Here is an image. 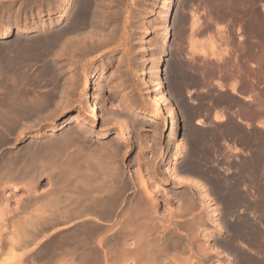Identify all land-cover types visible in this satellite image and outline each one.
Masks as SVG:
<instances>
[{
	"label": "bare ground",
	"instance_id": "obj_1",
	"mask_svg": "<svg viewBox=\"0 0 264 264\" xmlns=\"http://www.w3.org/2000/svg\"><path fill=\"white\" fill-rule=\"evenodd\" d=\"M57 2L58 0H45V4L40 3L39 7L36 6L39 27H32L28 21H25L16 27V31L15 26L9 23L0 29V257L5 252L8 255L5 254L6 259H3L4 255L1 257L5 261L1 260L3 263L0 264H27L26 262L29 260L32 264H205L210 258L208 253L213 250L219 254L223 253L225 258L231 260L233 256L231 258L227 252L225 254L224 251L219 250L224 245L220 244V248L215 250L216 245L211 247L201 244L202 242L196 244V240L200 236H205L202 232L207 230L208 225H217L215 231L217 233L224 231L221 222H217L219 212L216 209L222 206L227 212L232 211L231 208L239 209L240 201L245 197L243 191L239 190V184L242 185L240 176L244 175H239L243 174L241 171L228 176L223 173H214L211 166L209 167L210 161L208 160L209 162L207 161L208 164H206L205 159L211 157L217 150L216 148L218 150L222 148L218 147L222 140L221 136L226 133H234V135L240 133L243 130L241 124L248 127L250 120L247 122L245 119L246 122H243L245 116L242 118V115V119L237 117L235 122L233 120L226 122L227 114L223 113L226 110L218 107V109L214 108L216 110L212 112L214 113L212 120L226 122L222 127L212 128L209 123L206 125L200 117L195 121L202 129L193 133V136L191 135V141L195 148L183 167L189 176L198 175L200 177L199 175H202L203 181L205 178L207 183L208 181L211 183V189L207 190L208 187H205L207 196L210 198L206 194L198 197L208 199L207 202L210 206L215 203L218 206H212L213 211L210 213L211 209L208 208L207 202L198 198L200 201L197 205L196 195L198 194L178 191L177 194L182 201L180 207L184 208H174L171 205L168 206L169 203H167L166 208L161 210L157 193L165 185L178 180L201 187L199 178L197 180L193 179L194 177L189 179L184 175H179L178 170L182 165L179 158L183 155L182 151L186 147L187 135L180 132V108L173 101L172 92L167 89V82L171 85V89L179 94L185 80L199 84L203 81L207 82L206 78L212 79V76L215 79L217 75L218 79L216 78L215 81L212 79V82L216 84L218 90H229L231 96L234 95L247 100V102L252 99L251 97L247 98L249 94L251 96V93L246 96L241 94L242 91H238L241 86H238L237 89V85L241 81H244L246 85L248 81L251 84L249 86L247 82V86L250 87L249 90H252L255 85L253 80H246L247 78L241 80L243 77L238 75L241 78L239 81V77L234 76L236 73L232 71L233 73L231 72L229 76L228 72L231 66L238 67L234 64V62L237 63L235 60L242 56L241 52L239 55L236 54L240 51L236 49L238 46L248 44L250 49L245 48L250 50L248 58L253 55L251 52L255 51L251 47L254 45L255 48L258 46L256 44L259 43V40L261 41L257 38L262 35L264 37V19H261L260 13L257 12L259 0H161L157 13L152 9L149 10V13L152 14H149L151 21H147L151 26L149 32L152 34V37L148 39L149 49L146 48L147 59L151 63V65L149 64V79L144 77V73L147 71L142 67L145 59L143 58L144 60L141 62L140 51L143 35L147 34L148 25L147 22L141 21L143 13L147 9V4H144V1L140 4L135 0L132 2L129 0H64L66 6L62 5L64 2L62 4ZM27 4L31 7L35 4V0H27ZM155 5L156 2L152 4L153 7ZM148 6L150 5L148 4ZM45 7L48 9L45 13L50 19L46 23L43 19ZM4 8L0 12V23L5 22V16H10L13 13V11H9L10 9ZM262 10L264 12V6ZM10 12L11 14H9ZM14 13L9 20L15 21V17H18L16 11ZM4 14L6 15L4 16ZM255 40H257L256 43ZM115 46H120L124 50L121 51L119 59L124 60L122 63L126 64L125 71L136 73L137 71L134 70H138L139 73L136 75L142 82L139 83L143 85L144 93L150 98L153 111L149 114L143 109L135 107L138 102L134 98L135 101L127 102L129 96L126 99L121 96L122 99L119 102L135 118H146V120L158 122L166 117L170 126L167 127L169 128L167 141L171 143L175 140L174 145L170 146L172 151L170 157L166 158L167 161L165 160L164 168L160 172H156L154 166L151 165L149 172L153 176L148 177L147 174L148 178L140 168L142 161L146 159H142L144 148H139L133 158L138 164L137 171L133 175H136V181H132V177L127 179L125 176L123 159L118 157V146L114 144L116 140L113 141L114 143L101 140L111 133L109 129L103 130L99 136L95 137V133L90 130L94 125L86 121V116L82 112L73 117L74 124L66 130L62 123H49L60 118L62 113L74 104L78 87L82 81L81 78L85 77L90 69H93L91 62L85 61L84 58L93 52L95 54L100 49L102 51L111 50ZM240 49L242 50V48ZM102 54L100 53V55ZM115 55L113 53L108 57V63L113 62ZM253 57L250 56L248 59L251 60ZM242 58L247 59L246 57ZM251 61L250 63H252ZM85 62L87 63L84 66ZM131 62L134 67L130 66ZM120 65L119 63V67ZM117 70L115 72L122 70L123 73L124 68ZM251 70H249L250 73ZM222 78L230 79L227 86L221 80ZM106 82L107 76L101 73L95 82L97 84L95 91L92 92L93 101L90 102L88 95L83 98L86 99L90 107V115L88 112L87 115L95 121L99 120L101 116H103V120L114 118L110 114L111 106L109 107L110 112H105L106 117L102 114L103 112L101 113V106L108 103V96L105 94ZM84 85L89 90L91 89V83L85 79ZM245 85L242 87L247 90ZM263 86L264 84L261 85V88ZM201 90L203 91L204 88ZM258 92L255 93L258 94ZM255 93L253 94L255 95ZM80 96L82 97L81 94ZM217 96L216 99L226 98L227 103L232 99L226 97L228 95L220 97L217 94ZM77 98L79 101V96ZM254 101L255 99L253 103H255L256 111L254 110L252 115H262L264 92L256 102ZM214 102L216 103V101ZM235 111L231 110L229 113L234 115ZM123 112L125 113V111ZM118 118L117 121L123 120V118L120 120ZM125 120L120 121L124 135H120L117 144L126 147L132 126L127 123L130 119L127 122ZM48 124L53 125L47 127ZM86 126L90 128L89 131ZM260 126L264 128L262 125ZM31 130H35V133L29 135V141L17 147V144L24 141ZM159 131L161 134L162 131ZM227 148L231 154L240 153L239 148L238 150L235 147H229V145ZM162 157L163 155L160 158ZM254 158L259 160L255 156ZM254 158L251 157L249 160L255 162ZM253 162L248 163L247 167L252 164L251 167L256 169V164L259 162L254 165ZM214 163H212L213 166H215ZM219 165L221 166V164ZM237 166L236 163L231 167L238 170L239 166ZM231 167L224 171L233 170ZM219 170L221 169H217L215 172ZM246 171L248 170L246 169ZM261 173H264V170ZM157 176L162 178L154 180ZM45 177L48 178L49 186L40 189L39 184ZM135 182L136 185L140 184V187H137L142 191L137 190L140 195L134 192L137 196L129 197V189ZM150 182L153 184L151 189L148 187ZM9 185L12 193L3 195ZM22 187L27 188L28 193L22 199L15 198L17 204L12 205L14 192L19 191ZM210 190L218 193L216 196L219 197L213 196ZM245 191L251 196L255 194L253 188H247ZM175 194L176 192L173 195L175 196ZM176 197L178 198L177 195ZM219 201L220 204H217ZM184 210L185 214L188 211L194 213L196 210L199 217L196 221L180 224L178 221L183 216ZM250 216L254 219L253 215ZM249 218V221H244L245 218L242 221L239 218V221L234 223L232 226L234 233L226 239L223 238L225 249L228 248L233 252L237 250L239 256L234 255L235 263L240 261L241 264H264V221L257 224L254 222L255 220L252 222ZM255 218L257 220V217ZM57 222L64 223L63 233L61 232L62 234L56 237L45 236L44 240L48 238V243L44 242L45 245L42 244L43 247L40 251L33 246L37 250L35 249L32 253L33 256L30 259L27 258L29 260L25 259L26 262L23 263L22 258L27 253L28 246L41 244L37 239L39 232L46 227L52 226L51 228H53ZM7 232L10 234L5 235ZM42 237L44 238V236ZM206 238L209 237L206 236ZM244 240H247L248 243L246 241L245 243L248 247L244 244ZM194 245H197V248ZM237 246H243L248 253H243ZM16 249H21V251L16 253ZM30 251L28 252L30 253ZM199 252L207 258L204 259L202 256V258H198ZM235 256L239 257H237L238 261Z\"/></svg>",
	"mask_w": 264,
	"mask_h": 264
},
{
	"label": "rangeland",
	"instance_id": "obj_2",
	"mask_svg": "<svg viewBox=\"0 0 264 264\" xmlns=\"http://www.w3.org/2000/svg\"><path fill=\"white\" fill-rule=\"evenodd\" d=\"M129 1L132 2L134 0H129ZM135 1H137V3L139 2L140 4L142 3V1H144V4H147V9H146V11H144L143 16H142V20H141V21H145V22L151 21V20H149V14H150L149 13V10L152 9V10H154L155 13H157V11L159 9L158 7L161 5L160 4L161 3L160 2L161 0H159V1L158 0H135ZM63 2H64V0H58L57 3L62 4ZM155 2H156V5H155V7H153L152 4L155 3ZM11 3H12V7H11ZM40 3L45 4V0H35V4L33 6H31V7H30V5L27 4V0H0V12H1V9L4 8V7H6L4 9H8V10L10 9L9 11H13L12 14H11V12L9 13V14H11L10 16H8V15L5 16L6 14H4V16L6 17V18L4 17L5 18L4 19L5 22L0 23V29L4 25H7L9 23V24L15 26V31H16V27H18L19 25L25 23V21H28L29 24L32 27H39L40 25L38 24V15L36 14L38 9H36V8L39 7V4ZM148 4L150 6H148ZM8 5H10V6H8ZM20 5H21V7H20ZM62 5L66 6L67 4L64 2ZM144 7H146V6H144ZM17 10H19V11H17ZM15 11H16V14H18V17H15V19H14L15 21L9 20L10 17H13L12 15L15 14L14 13ZM47 11H48V9H47V7H45L44 8V12H43V14H45V16L43 18L45 23L50 21L48 14H46ZM154 12H153V14H154ZM23 13H25V14H23ZM150 15H152V14H150ZM34 16H35V18H34ZM263 16H264V14H259V17L261 19H264ZM16 18H18L17 19L18 22L16 21ZM146 24H148V22ZM148 25H147V34H144L143 35V40H142L143 42H142V45H141V48L142 49L140 48L141 58H142L141 59V62L145 59V61H143V63H142V65H143L142 67L145 69V71H147L146 73H144V77L146 79H149L150 78V76H149V74H150L149 68H150V65H151V63L147 59L148 56H147V53H146V48L149 49V44H148L149 43L148 42L149 40L148 39H150L152 37V34H150V32H149L151 30V28H150L151 26H150V24H148ZM258 47H259V45H258ZM117 48H120V49H117ZM261 49H262V51L261 52H256V56L251 61L252 63L257 64V67H251V66L249 67V65L247 63H250V61H246V62H243V63L240 62L242 64H240V63H237L236 64L238 67L236 68L235 71L233 70V72L236 73V74H234L235 77L237 76L236 78H238L240 75H241L240 77H243V78L245 77L246 78V76L248 75L247 72H249V69H253L254 72H263L264 73V46L261 47ZM100 51L98 50L97 52H95V54L93 52V53H91V55H93V56H91L89 54L86 58H84L85 61L88 60V61L91 62V64L93 65V69H90V72H87L86 75H85V77L81 78L82 81H81V83H80V85L78 87V90H77V92H78L77 93V97L79 96V98H80L79 101H78V98L76 97V99L74 100L75 102H73L74 104L71 105V107L69 106V109L67 111H64L62 113V116L60 118L55 119V120H52L49 123H57V124L58 123H62V125H65L66 128H64V129L66 130V129H68V127H70L71 125L74 124V118L73 117L75 115H77L79 112L80 113L82 112L83 115L86 116L85 117L86 121L94 125L93 126L94 128L92 127L91 129L88 126H86V127L88 128V131L90 129V130H92L95 133L94 134L95 137L96 136H99L102 133V131L105 130V129H109L111 131V133L107 137H105V138H103L101 140L102 141L105 140L104 142H110V143L116 140L115 143L114 142L113 143L118 146L117 147V150H118V153H119L118 154V157L123 159V168L125 170V176H126L127 179L132 177L131 180L134 181L137 178V177H135L136 175L135 176H133V175L137 171L136 169H137L138 164H136V162H135V160L133 158H134V155L136 154V152L141 147L144 148L143 149V153L144 154L142 153V159L145 158L146 160H143L142 161L140 168L145 173V175H146L145 177H147V174H148V177L149 176L151 177L153 175H152L151 172H149V168H151L152 166H154L156 172H160L164 168L165 162L167 161L168 157H170V153L172 151V147L170 148V146H173L174 143H175L174 138H173L174 141H171V143L169 141H167V136L169 135V128H167V127L169 126V123H168L166 117L164 119H162V120H158V122H156L155 120H149V119L146 120V118H135L133 115L130 114V112L128 110H126V107H123V105L119 102L122 99L121 96H123L125 99H126L127 96H129V97H127L128 98L127 99V102L128 101H135L136 100V102H138V104L135 107L141 108L146 113H149V114H151L152 111H153V107L150 104V98L147 97L148 95L146 93H144L145 92V89H144L143 85H141L142 82H141L140 78L138 77V75H136V74L139 73L138 70H136V69L134 70L135 72L137 71L136 73H133V71H131V72L130 71H128V72L125 71V69H126L125 68V65L126 64H123L124 63V60L121 61L119 59V56L122 54V52L124 50H122V48L120 46H115L114 49L111 48V50L110 49H107V50H104V51H102V49H100ZM100 53H103V54L100 55ZM113 53L116 54L115 57H114V59H113V62L108 63V57L111 56ZM261 53H262V55H259ZM95 55H99V56H95ZM88 58H90V59H88ZM86 63L87 62H85L84 66L86 65ZM119 63L122 65V66L120 65L121 69L124 68L123 73L126 72V74H123L122 73V70L119 69L120 68L119 67ZM130 66L131 67H134L132 62L130 63ZM244 66H245V68H243ZM117 67H119L118 70H121V71H118L117 70ZM116 70L118 72H115ZM94 71H96V72H94ZM119 72H120V74H119ZM101 73H103V74H105L107 76V82L105 83V85H106V87H105V94H106V96H108V98H107L108 99V101H107L108 103H106L105 105H102L101 106V113L103 112L102 114H104V116L106 117V113H109L111 111L110 114H112V116H114V118H116L115 120H114V118L113 119L111 118V119H108V120L105 119L106 120L105 121V120H103V116H101V118L99 120H96V121L93 120L92 117L89 116L90 115L89 114V112H90L89 104L87 103L86 99H83L84 97H86L88 95V97L90 98V102L93 101V99H92V92L95 91V88L97 86V84L95 82L99 79ZM239 73H242V74H239ZM110 75H112V76H110ZM240 77L238 79L239 81L245 80V78L244 79L243 78L241 79ZM216 78L218 79L217 75H216L215 79H214V76H212L213 81L217 80ZM84 79H85V81L87 80L89 83H91V89L90 90L84 85ZM212 79L209 80V78L208 79L206 78L205 80L207 82H204L203 81V82H201L202 84L201 83H199V84H193V83H191L190 80H185V82L183 83V86L181 87V92L179 94L176 93V91H174L173 89H171V85L169 84V82H167V87H168L167 89H169V91L171 90L173 101L176 102V104L180 108V113H179L180 114V116H179V123H180V126H181L180 127V132L187 135L186 136L187 137L186 147H184V149L182 151V154L183 155L179 158V162L182 164L181 167L178 170L179 173H180L179 175H184V176H186L189 179H192L194 177L193 179H196L197 180V178H199L198 181L200 182V184H201L200 186L201 187H199V186L196 187L197 185H195V184L193 185V183L191 184L190 182L178 181V180L173 181V182H171L168 185H165L157 193V197L160 200L159 201V206L161 207V210L163 208H166L167 203H169L168 206L171 205L174 208H178L179 207V209H181V208L183 209L184 207H180L182 201H181L179 195L177 194V193H179L181 191H185L188 194L189 193H192V192H194V194L195 193L198 194L196 196H197V205H199V203H198L200 201L199 199H202V198H199L200 195L201 196H204L206 194V196H207V190L211 189V187H212L211 186V183L209 181L207 183V180L205 178H204V181H203L202 175H199L200 177H198V175L197 176L195 175L193 177L190 175L191 176L190 177L189 174H188V172L186 171V169H184V167H183V164L187 161V159L189 158V156L192 153V150L195 148L193 146L192 141H191V138H192L191 135L193 136V133H195V132L199 131L200 129H202L201 126H199V125H197L195 123V121H197V119L199 117H200V119H202V121L206 125H209L210 124L212 128H216L217 129V128L222 127L224 125V123H226V122H231L232 120L234 121V120H236L237 117H240L241 118L242 115H243L242 118L245 116L246 118L244 117L243 118V121L246 119L247 122H249V120H250V122H249L250 129L252 128V130H254L253 135H254L255 140H256V142L253 145L254 148H255L254 151L256 152L255 157H256V159H259V160L261 159L260 160L261 162H260L259 160H255V158H254L255 162H253V165L256 164L257 162H259V163L256 164L257 166H259V167L261 165H262L261 167L264 166V163H263V161H264V156H263L264 155L263 154L264 153V128H261V126H260V125H262L264 127V123H263L264 122V118H263L264 112L262 113V115H258V116L257 115H253L254 117H252V115L249 117L248 114L252 113L251 111H250V113H248L249 112L248 111L247 112L248 114L242 113V112H245L247 110H251L253 107H255V103H253V100L255 99L254 102H256V100H258L259 96L264 92V86L261 88V85L264 84V78H257L256 77V82H255L254 88L252 90H249V89L244 90V88H241L240 87V84L241 83L238 81L240 83L239 85H237V89L240 87V89H238V91L239 92L242 91L241 94H243L244 96H246L249 93H251V96L249 94V97H247V98H249V99H250V97L252 99L254 98L253 100L252 99L248 100V102H247V100L245 101L244 99L237 98L234 95L231 96V93H230L229 90H225V91L218 90L216 84H214V82H212ZM221 80L224 81L223 82L224 84L226 83V86L230 82L229 81L230 79L229 80L228 79L226 80V79L222 78ZM119 82H121V83H119ZM139 82H141V83H139ZM210 85H212V86L210 87ZM117 87H119V88H117ZM203 88H204L203 91H207L208 94H207V92L205 93V92H203L201 90ZM187 90L190 91L189 94H188V91ZM256 91H259L258 94L255 93ZM116 92H118V93H116ZM83 93H84V95H83ZM214 93H215L214 97H218L217 94L220 97H223L224 95L225 96L228 95L226 97H229V98L231 97L234 100L232 102V99H231V103H233L234 106L236 108H238V110L235 111V114L234 115H233V113L232 114L229 113V111H227V110H226L227 112L226 111H223V113L225 112L227 114V116L225 115L226 118H228L226 120V122H217V121L214 122V120H212V118L214 117V115H212L214 113H212V112H214L216 110L214 108H217L218 109V107H219V109H221V107H220L221 105L220 104H218L217 102L216 103L215 102L213 103L214 100L213 101H209V99L211 98V96L213 97V95H211V94H214ZM253 93H255V95ZM80 94L82 95V97L80 96ZM194 101H195V103H194ZM209 103H211V104L209 105ZM215 104H217V105H215ZM103 106H105L104 108H106V109H104ZM110 106H111V110L109 108ZM122 108L125 109V110H123ZM239 108H240V110H239ZM122 110L125 111V113ZM115 111H117V112H115ZM238 111L239 112L241 111V112L239 113ZM87 112H88L89 115H87ZM201 112H202V114H201ZM238 115H240V116H238ZM117 118L119 120L123 118V120H120V121H124V119H126L125 120L126 122H127V120L130 119L127 123H128V125L130 124L132 126V130H131L130 136H129L127 142H126V147H125V145L124 146H119L117 144V141H118L120 135H124V132L122 131L123 129H121V125H120L121 123H120V121H117ZM229 119H231V120L229 121ZM246 120H245V122H246ZM261 121H263V122H261ZM255 122L258 123V126L259 127L254 126ZM218 123L220 124L219 126L217 125ZM52 125L53 124H48L47 127H49V126L51 127ZM154 125L156 126V128H155ZM159 130L162 131L161 134H159V132H160ZM97 132H99V133H97ZM29 133L30 134H28L24 138V141H21L20 143L17 144V147L20 146V145H22V144H24L25 142H28L29 139H30V136L29 135H31V133H35V130H31ZM143 141H145L144 144H143ZM257 150L259 151V153L260 152H262V153L259 154ZM261 154H262V156H261ZM162 155H163V157L160 158ZM236 155L238 157V156L241 155V153H235V154L232 153L231 154L232 157H234ZM258 156H261V157L259 158ZM180 159H181V161H180ZM211 160H212V162H211ZM205 161L206 162L208 161L209 162V165H211L213 162H216L215 159L213 160L212 156L211 157L209 156V158L205 159ZM208 162L206 164H208ZM144 169H146V170H144ZM211 169L213 170L214 173H218V174L222 173V172H219V171L218 172H215V171H217V169H216L215 166L212 167ZM185 171H186V174H184ZM133 177H134V179H133ZM161 178H162L161 176H157V177L154 178V180H159ZM149 180H150V178H149ZM150 183H149V186H148V187H150L149 189H151V187L153 188L152 182H150ZM137 184L138 185H136V182H135V184L133 183V187L130 184V186L132 187V189L130 187V189H129L130 190L129 197L132 196V195H134V196L140 195L139 192H140V190L142 191V189H140V188L138 189V187H140V184L139 183H137ZM39 186H40V189L47 188L49 186L48 178L47 177L43 178V180L39 184ZM205 187H208V189L206 190ZM135 188H137V189H135ZM203 189H205V190H203ZM133 190H135V191H133ZM28 191L29 190L27 188L22 187L19 191L14 192V195L15 196L13 198L14 199L16 198L17 200L22 199L23 197L26 196V194L28 193ZM210 191L213 193V196L218 195V193H216L214 190L213 191L210 190ZM175 192H176V194L174 196L173 194ZM8 193H12L11 186L10 185L6 187V189L4 190L3 195L4 194H8ZM169 194H170V196H167ZM176 195L178 196V198L176 197ZM207 197L210 198L209 196H207ZM216 197H219V196H216ZM14 199L11 202L12 205H16L17 204L16 199L15 200ZM216 199H218V198H216ZM216 199H215V201H216ZM202 201L203 202H207L208 199H202ZM207 204H208V208H210V209L213 208V207H215V206H218V205H216V203L214 205H211V206H210L209 202H207ZM217 204H220V201L217 202ZM221 205H219V206H221ZM224 209L225 208L223 206L222 207H219L218 209H216L219 212L218 213V216H222L223 217V215H224V217H225V218L223 217L222 220H218L217 221V222H221L220 223L221 226H224V231L217 233V232H215L216 229H217V225H215V224H214V226L208 225L207 230L204 231V233L202 232V234H204L205 236L204 237H202V236L198 237L199 239L197 238L196 244L198 242H200V243L202 242L201 244H207V245H210L211 247L212 246L214 247L216 245L217 247L216 246L214 247L215 250H216V248L218 250L221 245H224V247L221 246V248L219 250L220 251L222 250V252L224 251L225 254L228 253L231 256V258H232V256H233V258L231 260H229V259L225 258L224 255H222L223 253L222 254H219V253H217V252H215L213 250L212 252L208 253L209 255L207 254L210 258L208 257L209 260L207 259L208 261L205 264H237V263L238 264H241V263H239L240 261H238V258H239L238 256L239 255L237 254L238 253L237 250L233 252L232 250H229L228 248L225 249L226 246H225V244L223 242L224 239L230 237L234 233L233 232V229H232V226L234 225V223H236V221H238V219L240 218V215L238 214V211L236 209H234V208L233 209L231 208L232 211H230V212H227V210L226 209L224 210ZM195 211L193 213L192 211L191 212L190 211L187 212V210H186L187 213L185 214V210H184V213H182L183 216L179 218L180 221H178V222L180 224H182V223H185L187 221L188 222H192L193 220L196 221L197 218L199 217V213L197 211L196 212ZM209 211H210V213H212L213 210L211 209ZM231 220H233V221H231ZM63 224H64L63 222H61V223L60 222H57V223H55L53 225V228H51L52 226H50L48 228L46 227V229L44 228L43 229L44 232H43V230L40 231L41 233L39 232V235H38L39 238H37V239H39V243H41V244H38L36 246L33 245V244H31L30 245L31 247L28 246V248H27L28 250H27V253L26 254L29 257L28 256L26 257L25 256L26 254H25L24 256L26 258L24 256H23L24 260L22 258L23 263L26 262L25 259L26 260H29L30 257L33 256L32 253H34V251L36 249V248L34 249L33 246L34 247H37L38 251H40L41 248L43 247L42 244L45 245V243L46 244L48 243V241H49L48 238L49 237H56L58 235H61L63 233V230H62L63 229V226H64ZM263 224H264V222H263ZM9 234L7 232L5 235H9ZM40 234H43L42 236H44V238ZM45 236L48 237L46 240H44L46 238ZM206 236H208L209 238H206ZM245 241H246V243H248V242H247V240H244V244L246 245ZM221 242H223V243H221ZM194 246L197 248V245H194ZM237 247L239 249H241V251L243 253H246L247 252V249L246 248L244 249L243 246L242 247L241 246H237ZM16 250H17L16 253H18L19 250L21 251V249H16ZM28 251H30V253ZM197 252H198V250H197ZM199 253H200V256H199ZM199 253L197 254L198 258H202L203 257L202 256L203 254L201 252H199ZM232 253H234V254H232ZM5 254H6V252L3 253L2 256H1V257H3V255H4L5 258H3V259H6L7 256H8L7 254H6L7 256ZM234 255H238L237 256L238 258L235 256V258H237V261H238L236 263H235L236 259L234 260ZM27 258H29V259H27ZM203 258L206 259L207 257H203ZM3 259L2 258L0 259V263H3L5 261ZM28 262H30V260L27 261L26 263L27 264H30L31 263V262L30 263H28Z\"/></svg>",
	"mask_w": 264,
	"mask_h": 264
},
{
	"label": "flooded vegetation",
	"instance_id": "obj_3",
	"mask_svg": "<svg viewBox=\"0 0 264 264\" xmlns=\"http://www.w3.org/2000/svg\"><path fill=\"white\" fill-rule=\"evenodd\" d=\"M261 1V2H260ZM259 5H257L258 6V8L257 9H259L257 12L258 13H260V14H264V12H262L263 10V5H264V0L262 1V0H259ZM262 37H263V35L261 36V37H259V38H257V39H261V41L259 40V43H257L256 45H259V47L258 46H256V47H258V48H254L253 46L251 47L252 48V50L253 49H255V51H254V53L253 52H251V54H253V55H250V56H256V52H261L262 51V49H261V47H263L264 46V37H263V39H262ZM257 42V40H255V43ZM245 44H242L241 45V47L240 46H238L236 49H238V51L239 52H237L236 54L237 55H239L240 54V52H241V55L242 56H238L239 58H237V60H235V61H237V63H238V59H239V63H240V61L242 62H246V60L247 61H251V60H253L254 59V57H253V59L251 58V60H249L248 58H250V56H248V58H247V55H249L250 53H248V51H250V50H248V49H250L249 48V46H247L248 44H246V46H244ZM242 48V50L240 49V48ZM245 48H248L247 50L245 49ZM246 50V51H245ZM251 50V51H252ZM247 52L248 54H246L245 52ZM242 52H244V53H242ZM245 56H244V55ZM255 54V55H254ZM242 57H246L247 59H243ZM237 63H235L234 62V64H235V66H236V64ZM248 65L249 66H251V67H257V64H254V63H248ZM234 66L232 67L231 66V69H230V71L228 72L229 73V76L231 75L230 73L234 70ZM236 69V68H235ZM250 70V69H249ZM252 72L254 71L253 69L251 70ZM251 72V73H252ZM233 73V72H232ZM250 73V71H249V73H248V75L250 76H246V80H253V84H255V82H256V77L257 78H264V73L263 72H254V73H252V74H254V75H252ZM251 74V75H250ZM233 76V75H232ZM235 76V75H234ZM252 76V77H251ZM255 77V79H253ZM243 83H244V81H242ZM241 82V83H242ZM246 82V81H245ZM248 82V81H247ZM247 82H246V85H245V83L243 84H240V86H241V88H243L242 87V85H245V89H250V87H248L247 86ZM250 84L251 83H249L248 82V85L250 86ZM246 86H247V88H246ZM257 92V91H256ZM212 95H215V94H212ZM221 99V98H220ZM219 98H215V97H211L210 98V100L209 101H216L218 104H220L221 105V108H223L224 110H227V111H235V110H238V108H236L235 106H234V104L232 103L231 104V102H229V100H228V103H227V100H225L226 98H223V99H221V101H219L218 102V100H220ZM224 102H223V101ZM214 101H213V103H214ZM221 102H222V104H221ZM230 103V104H229ZM209 105H210V103H209ZM231 107V108H230ZM256 107H253L251 110H252V113L254 112V110L256 111V109H255ZM251 110H247V111H245V113H247L248 111H251ZM231 113V112H230ZM243 113V112H242ZM252 113L251 114H249V115H252ZM254 114V113H253ZM253 116V115H252ZM243 122H245V121H243ZM244 124H241V126H242V128L241 129H243V130H241L240 131V133H237V134H235L234 135V133H231V134H228V133H226V134H224L223 136H221L220 137V139H222V140H220V143H219V145H218V147H222V148H219L220 150H222V151H220V150H218V148H216L217 150V152L215 151L213 154H212V157H214L213 159H215L216 160V164L214 163V165L216 166H218L219 164H221V166L219 165L218 167H217V169H221V170H219V171H221L222 173H223V175H225V176H228V175H232V173H238L239 171H241V173H243V174H239V175H244V176H240V181H242L241 182V186H240V184H239V190H242L243 191V195L245 196V197H243V199L240 201V204L239 205H241V206H239L238 208V214L240 215V219L239 220H242L243 221V219L245 218V220L244 221H249L248 220V218L250 219V221H254L255 223H257L258 224V222H259V224L262 222V220L264 221V173H261V172H263V168L264 167H258L257 166V168L255 169H253L251 166H252V164H250L251 166H248L247 167V165H249L248 163H251V161L253 162V160H249L251 157L252 158H254V156L255 155H253V154H256L255 153V148H254V143L256 142V140L255 139H253L254 138V135H253V132H254V130H252V128L250 129V127H246V125H244ZM254 126H256V127H258L257 126V123L255 122V124H254ZM247 129H246V128ZM229 145V147H232V148H239L238 150H239V152L241 153V155L240 156H238V157H232L231 156V153L229 152V149L227 148V146ZM250 151H252L251 153V156H250ZM219 152V153H218ZM244 152H246L245 154H244ZM248 153V154H247ZM214 155V156H213ZM217 155V156H216ZM249 155V156H248ZM253 155V156H252ZM250 157V158H249ZM249 158V159H248ZM249 161V162H248ZM219 164H218V163ZM236 163H237V165L239 166H237L238 167V170L237 169H235V168H233V167H231V166H233L234 164L236 165ZM246 165V166H245ZM211 166V167H210ZM209 167L210 168H212V167H214L213 166V164H211V165H209ZM222 167H224V168H222ZM229 167H231V168H233V170H237V171H233L232 169H230V171H224V169H227V168H229ZM247 167V168H246ZM251 167V168H250ZM246 169L248 170V171H246ZM249 170H251V171H249ZM253 170V171H252ZM246 171V172H245ZM248 172V173H247ZM255 172V173H254ZM249 173H251V174H249ZM254 173V174H253ZM248 174V175H247ZM244 178V179H243ZM247 188H249V189H251V188H253L254 190H255V194H254V196H251L249 193H247L245 190L247 189ZM242 191H240V192H242ZM245 192V193H244ZM262 193V194H261ZM249 194V195H248ZM262 196H261V195ZM258 196V197H257ZM261 197H262V199H261ZM260 201V202H259ZM263 203V204H262ZM259 205V206H258ZM257 207V208H256ZM252 208V209H251ZM254 209V210H253ZM251 210H253L256 214H253L254 212L253 211H251ZM256 210H257V212H256ZM260 210V211H259ZM250 215H256V216H254V219H253V217L252 216H250ZM242 216V217H241ZM255 217H257V220H256V218ZM247 218V219H246ZM217 219L218 220H222L223 219V217L222 216H218L217 217ZM252 219V220H251ZM238 220V221H239ZM257 221V222H256ZM263 234H264V230H263Z\"/></svg>",
	"mask_w": 264,
	"mask_h": 264
}]
</instances>
